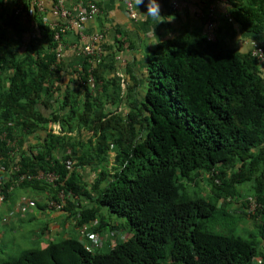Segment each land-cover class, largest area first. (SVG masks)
Instances as JSON below:
<instances>
[{"label":"trees","instance_id":"trees-1","mask_svg":"<svg viewBox=\"0 0 264 264\" xmlns=\"http://www.w3.org/2000/svg\"><path fill=\"white\" fill-rule=\"evenodd\" d=\"M224 2L242 29L264 36V0ZM15 11L0 0V223L13 234L31 198L78 238L50 241L58 232L47 235V223L46 248L0 264H255L264 256V77L250 53L195 33L161 43L142 98L130 96L119 111L102 98L106 85L87 84L90 75L100 83L93 56L80 51L82 68L62 86L64 34L54 40L58 29L38 11L25 23ZM39 171L58 182L19 181ZM19 190L36 195L12 203ZM61 192L75 200L49 207ZM248 197L260 204L252 215ZM113 217L132 233L115 244L122 226ZM246 218L257 232L249 238L235 228ZM105 242L114 245L103 253Z\"/></svg>","mask_w":264,"mask_h":264},{"label":"crops","instance_id":"crops-1","mask_svg":"<svg viewBox=\"0 0 264 264\" xmlns=\"http://www.w3.org/2000/svg\"><path fill=\"white\" fill-rule=\"evenodd\" d=\"M24 1L29 3L34 0ZM39 1L44 6V11L40 13L44 16L46 24L51 27L56 23H67L66 20L53 15L54 0ZM127 1L62 0L65 8L72 10L74 14L78 12L75 9L78 4L87 2L96 4L99 13L91 19L84 20L81 30L67 31L58 46L60 59L65 67L62 86H67L70 75L76 77L82 68L83 56L80 54V49L90 44L89 37L92 34L102 35L103 57L95 65L96 75L100 78V83L97 86L104 87L106 85L107 93L102 98H106L104 101L107 102L108 108L117 107L119 111L128 105L130 96L142 98V93L145 90L144 75L148 58L156 47L182 35L190 33L203 35L209 7V4L202 0H157L162 17L154 19L146 14L148 0H144L138 6L135 0H130L133 2V10L136 13V17L133 19L127 11ZM224 1L214 2V42L218 43L222 49H228L238 54L250 53L253 42H259L264 47V36L242 29L229 15V6ZM8 2L12 9L16 10L19 7L15 1L8 0ZM22 22L25 23L23 20ZM259 69L264 77V65H260ZM59 93L61 92L57 94ZM79 99H81L80 96ZM37 211L42 216L50 214L49 221L53 219L48 223L45 233L49 236L57 233L59 230V225L55 220L57 214L45 209ZM30 212L29 215L35 214ZM26 215L22 217L23 220ZM28 220L30 221L31 218ZM53 223L56 228L50 233ZM20 225L19 221L18 229H20Z\"/></svg>","mask_w":264,"mask_h":264},{"label":"built area","instance_id":"built-area-1","mask_svg":"<svg viewBox=\"0 0 264 264\" xmlns=\"http://www.w3.org/2000/svg\"><path fill=\"white\" fill-rule=\"evenodd\" d=\"M19 4V7L16 9L15 14L19 15L21 17V20L24 22L28 21V18L31 17L34 13V11L43 12L44 6L43 3L39 0H34L32 2H29L28 4L24 0H12ZM204 2H207L209 4L208 7V14L206 16V23H205V31L203 32L204 37L207 39V41L214 42V2L220 1V0H202ZM24 2V3H23ZM26 5L27 8H26ZM127 11L129 13V16L131 18L136 17V13L133 10V2L128 0L126 2ZM78 12L76 14L73 13L72 10H69L65 8V6L62 3V0H55L54 6H53V15L56 17H59L62 20H66L67 23H63V25L56 23L54 25H51V28H57L58 31L56 32L54 36V40L60 41L61 36L65 34L67 31L71 29H79L81 30L82 24L84 20L91 19L98 15L99 8L96 4L92 2L87 3H80L75 8ZM101 41H102V35L101 34H92L89 37L90 44L82 47L80 51L84 55H90L93 56V61H89L90 63L97 64L99 61H101L102 58V52L103 49L101 47ZM250 55L257 60L259 65H264V47L259 46L256 42L252 43V50L250 52ZM57 58H60V53H57ZM92 71V69L90 70ZM87 84L90 88H97V85L95 83V79L92 75L89 76L87 80ZM53 129L55 130V133L60 130L59 125H54ZM14 146V145H13ZM17 151V147H15L14 152ZM18 168H14L13 172L17 171ZM59 175L55 172H43L39 171L36 174L26 175L23 174L22 176H19V181L23 182L24 180H36V181H43L45 183L55 185L56 182H58ZM72 195L68 194L65 195L63 192L58 194L59 203L51 202L49 203V207H54L56 209L63 208L64 205H66V198L71 197ZM72 200H75V197L72 196ZM21 211L27 210V201L22 199L20 204ZM257 209H260V204L251 197H248L246 200V206L244 208L247 215H252L256 212ZM92 239H95L94 236H90ZM99 240L96 241V243ZM100 242V241H99ZM97 245H101L98 243ZM253 263L255 264H263L264 263V256H258L253 259Z\"/></svg>","mask_w":264,"mask_h":264},{"label":"rangeland","instance_id":"rangeland-1","mask_svg":"<svg viewBox=\"0 0 264 264\" xmlns=\"http://www.w3.org/2000/svg\"><path fill=\"white\" fill-rule=\"evenodd\" d=\"M82 134H83V137L88 136V134L86 135V132H83ZM111 155L113 156V154H111ZM111 161H112V159H111ZM86 172L89 173L88 170H84L83 173H86ZM240 189L243 193V196H246L249 194L250 185L247 183V184L243 185ZM190 190H192V189H190ZM17 192L18 193H16V196L13 197L12 203H18L20 201L19 197L26 196V197L34 198L36 195L31 190L25 191V192L19 190ZM239 199L242 200V198H239ZM30 200H31L30 201V210H31L30 213H35V214L34 215H29V214L26 215V218H24L25 220L22 222L21 229H18L17 228L18 226H16L13 229L14 233L12 234V233L8 232V227L3 228L1 226V223H0V242H4V247H2V244L0 243V248H2V249H0V262H6L8 260L17 259L23 252L28 251V250L44 249L48 246L50 241H52V240L59 241V240H61V237H65V235H67V234H69L68 237L78 238L75 236V233H74L72 227L70 226L69 228H65L64 224L61 222V219H59V218L56 221L57 225H59L58 233L56 235L52 234V236L54 235L53 236L54 239H51L49 241L46 239L48 236L43 237L42 235H40V232L43 229V227L47 223H49L48 218H51V215L50 214H45V216L40 215V213H38L36 208H34V205H33L34 199L32 200L30 198ZM239 208H240L239 203H236L235 205L230 207V209L232 211H235V212L238 211ZM3 212H4V210L1 207L0 208V218L4 215ZM33 217H34V219H32ZM28 218H31V220L29 221ZM63 218H64V215H62V219ZM113 220L116 224H119L120 226H122V228L120 229L119 238L115 239L114 242L112 240L111 243L115 244V242L124 241V240H126L132 236V233L129 232L128 227L125 224V219H122V218L118 219L116 217H113ZM253 223L254 222L251 221L249 218L244 219L243 222L238 223L236 225V227H235L236 233L241 234L243 236V238H249V236L252 233L256 234L257 232L255 231V224H253ZM55 228H56L55 224L54 223L51 224L50 233L53 232V230ZM3 232L4 233L7 232V233L4 235ZM114 244H111V245H109L107 243L104 244V246L102 247V252L106 253L109 250L110 246H113Z\"/></svg>","mask_w":264,"mask_h":264},{"label":"clouds","instance_id":"clouds-1","mask_svg":"<svg viewBox=\"0 0 264 264\" xmlns=\"http://www.w3.org/2000/svg\"><path fill=\"white\" fill-rule=\"evenodd\" d=\"M143 2L144 0H135V3L137 4V6L142 4ZM146 14L151 16L154 19L162 17L160 5L159 3H157V0H148Z\"/></svg>","mask_w":264,"mask_h":264}]
</instances>
